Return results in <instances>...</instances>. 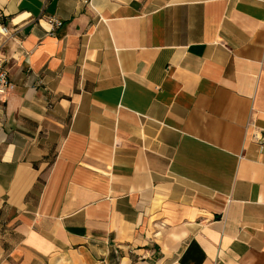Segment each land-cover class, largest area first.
Segmentation results:
<instances>
[{
  "label": "crops",
  "instance_id": "1",
  "mask_svg": "<svg viewBox=\"0 0 264 264\" xmlns=\"http://www.w3.org/2000/svg\"><path fill=\"white\" fill-rule=\"evenodd\" d=\"M0 27V264H264V0H0Z\"/></svg>",
  "mask_w": 264,
  "mask_h": 264
},
{
  "label": "built area",
  "instance_id": "2",
  "mask_svg": "<svg viewBox=\"0 0 264 264\" xmlns=\"http://www.w3.org/2000/svg\"><path fill=\"white\" fill-rule=\"evenodd\" d=\"M51 24L54 26V28H60L61 23L57 20L51 21ZM4 29V28H3ZM6 30L4 29L3 33H0L1 35H5ZM14 86L9 80L8 76V70L5 68L4 62L0 60V96L5 97L8 94H11L13 91ZM257 135H255V138ZM257 139V138H256Z\"/></svg>",
  "mask_w": 264,
  "mask_h": 264
},
{
  "label": "rangeland",
  "instance_id": "3",
  "mask_svg": "<svg viewBox=\"0 0 264 264\" xmlns=\"http://www.w3.org/2000/svg\"><path fill=\"white\" fill-rule=\"evenodd\" d=\"M254 101H255V111L254 112L260 115L261 118H264V60H263L261 72L259 74L258 81H257V88L255 92ZM254 134L257 135V140L262 139L260 134H257V133H254Z\"/></svg>",
  "mask_w": 264,
  "mask_h": 264
},
{
  "label": "clouds",
  "instance_id": "4",
  "mask_svg": "<svg viewBox=\"0 0 264 264\" xmlns=\"http://www.w3.org/2000/svg\"><path fill=\"white\" fill-rule=\"evenodd\" d=\"M22 15L23 16H27V15H30V14L26 13V14H22ZM18 22H19V19L13 21V23H18ZM3 32H4V29L2 27H0V33H3Z\"/></svg>",
  "mask_w": 264,
  "mask_h": 264
},
{
  "label": "bare ground",
  "instance_id": "5",
  "mask_svg": "<svg viewBox=\"0 0 264 264\" xmlns=\"http://www.w3.org/2000/svg\"><path fill=\"white\" fill-rule=\"evenodd\" d=\"M161 228H164V226H162V225H159Z\"/></svg>",
  "mask_w": 264,
  "mask_h": 264
}]
</instances>
